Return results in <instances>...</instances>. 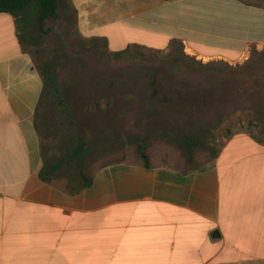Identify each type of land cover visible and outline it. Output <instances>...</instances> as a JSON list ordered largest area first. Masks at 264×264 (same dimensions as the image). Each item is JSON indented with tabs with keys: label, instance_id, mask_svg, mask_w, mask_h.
<instances>
[{
	"label": "crops",
	"instance_id": "1",
	"mask_svg": "<svg viewBox=\"0 0 264 264\" xmlns=\"http://www.w3.org/2000/svg\"><path fill=\"white\" fill-rule=\"evenodd\" d=\"M70 2L79 33L108 44L126 30L131 46L180 42L193 57L232 64L264 50V6L242 0ZM43 89L16 18L1 13L0 264H264V142L234 134L188 171L104 164L73 194L41 178Z\"/></svg>",
	"mask_w": 264,
	"mask_h": 264
},
{
	"label": "rangeland",
	"instance_id": "2",
	"mask_svg": "<svg viewBox=\"0 0 264 264\" xmlns=\"http://www.w3.org/2000/svg\"><path fill=\"white\" fill-rule=\"evenodd\" d=\"M243 1L264 6V0ZM60 13L45 35L33 18L23 43L43 78L54 71L71 110L70 119L47 85L37 119L45 166L61 165L48 177L57 186L76 190L83 185L80 170L90 178L104 164L141 161L139 145L149 163L188 171L211 162L234 134L251 133L264 142V50L253 49L248 61L237 64L194 57L202 67L180 42L164 50L131 46L135 37L116 30L106 45L100 36L79 33L70 2ZM128 46L132 56L112 58ZM78 137L85 146L80 161L73 155ZM190 137L197 141L192 162L184 144Z\"/></svg>",
	"mask_w": 264,
	"mask_h": 264
},
{
	"label": "trees",
	"instance_id": "3",
	"mask_svg": "<svg viewBox=\"0 0 264 264\" xmlns=\"http://www.w3.org/2000/svg\"><path fill=\"white\" fill-rule=\"evenodd\" d=\"M70 2V0H0V14L1 13H8L13 15L16 18L17 21V27L19 32V38L22 43L27 41L29 38V35H27L28 27L31 24V20L33 18H36L37 27L39 29L40 34H48L50 31V27L48 26L51 22H56L61 18L60 10L62 8V5H64V2ZM243 1V0H242ZM249 3V2H248ZM250 4H254L250 2ZM70 5L73 9V12L76 17V10L73 8L71 2ZM104 43L108 45V42L106 39H104ZM133 52L131 50V46L125 48L124 50L115 51L112 52L111 56L113 59H123L129 56H132ZM193 58V63L199 64V66H206V64L197 61ZM47 76L44 79V89L42 93L41 99H43L46 91H47V85L53 86L55 89L58 98H59V104L62 106V111L66 115L67 118L71 119V110L70 107L65 103L64 99L60 95V90L56 87L55 84V77H54V71L52 69H48L46 71ZM41 102V101H40ZM78 145L76 147L75 152L73 153L74 158L78 159V161L81 160L83 151H84V143L82 137H78ZM186 146V156L187 160L189 162H192L194 160V151L197 145V141L194 138H188L184 142ZM138 151L142 157V160L144 161L145 165L148 166L149 163V157L145 153V148L143 145L138 146ZM61 168V165L59 163H56L52 165L51 167L47 168L44 167L41 171V178L43 180H48V177L53 174V172L59 170ZM80 175L83 180V185L76 190H72L71 193H77L81 189H84L86 187H89L92 185L93 180L92 178H89L83 170H80Z\"/></svg>",
	"mask_w": 264,
	"mask_h": 264
},
{
	"label": "water",
	"instance_id": "4",
	"mask_svg": "<svg viewBox=\"0 0 264 264\" xmlns=\"http://www.w3.org/2000/svg\"><path fill=\"white\" fill-rule=\"evenodd\" d=\"M213 239H216V238H219L220 237V232L218 230H216L214 233H213Z\"/></svg>",
	"mask_w": 264,
	"mask_h": 264
}]
</instances>
